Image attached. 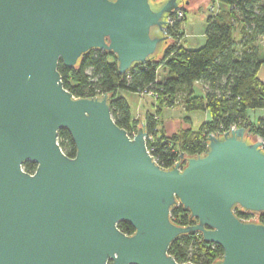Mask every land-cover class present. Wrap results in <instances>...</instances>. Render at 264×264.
<instances>
[{"label": "water", "instance_id": "1", "mask_svg": "<svg viewBox=\"0 0 264 264\" xmlns=\"http://www.w3.org/2000/svg\"><path fill=\"white\" fill-rule=\"evenodd\" d=\"M195 1L0 0V264H195L168 252L189 232L222 247L211 264H264L259 137L243 126L211 133L205 153L161 167L143 126L130 135L115 123L108 93L75 97L57 69L92 49L113 54L120 74L154 61L169 15ZM179 205L194 224L171 220Z\"/></svg>", "mask_w": 264, "mask_h": 264}, {"label": "trees", "instance_id": "2", "mask_svg": "<svg viewBox=\"0 0 264 264\" xmlns=\"http://www.w3.org/2000/svg\"><path fill=\"white\" fill-rule=\"evenodd\" d=\"M218 1L223 7L207 16L205 40L200 47L188 48L180 42L182 33L178 29L183 17L174 26L167 27L171 41L157 59L136 65L124 74L119 73L115 56L99 49L83 54L72 68L59 60L57 69L63 86L75 97L108 93L115 123L130 135L143 126L147 132V148L164 168L179 160L180 152L185 156L205 153L207 136L232 126H243L249 134L259 137L264 149V116L250 117L252 110L264 109V81L258 76L264 63L259 45L264 37V0ZM159 69L164 72L162 77L158 76ZM195 82L202 84L203 94L195 93ZM118 90L156 94V111L147 112L145 123L139 126L128 100ZM178 103L186 112L208 111L209 120L196 130L189 126L167 135L159 127L156 115L163 105ZM57 141L67 156L75 155L76 147L67 129L58 130ZM22 167L33 173L36 164L26 161ZM235 213L243 216L238 209ZM170 218L177 225L195 223L182 205L172 208ZM258 219L264 224V214ZM117 226L125 234L134 232L128 222L121 221ZM168 252L177 262L195 264H211L223 255L220 245L205 242L199 232L177 236Z\"/></svg>", "mask_w": 264, "mask_h": 264}, {"label": "crops", "instance_id": "3", "mask_svg": "<svg viewBox=\"0 0 264 264\" xmlns=\"http://www.w3.org/2000/svg\"><path fill=\"white\" fill-rule=\"evenodd\" d=\"M220 7H223V5L218 1L217 7H214V6L210 7V13H215ZM180 27H181V24L179 25V28ZM187 31L188 30H186V28H183L182 31L178 29V32L182 33V36L180 38L181 43L183 39L192 37V41L194 42V44L200 43V45H203L204 40H205V35H204L205 27L203 30H199L198 34H194V35L190 34ZM262 44L264 45V37L259 41L260 52L261 54H264L263 52L264 46ZM262 65L259 68L258 76L264 81V74L263 76H261L260 74ZM194 90L196 94H203L202 84L200 82H195ZM120 91H122V96H124L128 100L129 105H130V110H131L133 117L143 118L145 113L151 110L152 103H149L148 105H145L144 103V96L149 93L128 92L125 90H118V93ZM163 107L164 108L162 109V112H161L162 115L160 117L159 124H160V127L163 129V131H165L167 135H170L176 132L177 130H179L180 128H184L187 125L191 124L192 118L189 115V112H186L181 104L178 103V104H175L174 106L164 105ZM200 111H202L204 114V121H208L209 116H210L209 112L203 111V110H200ZM250 113L251 115L254 114L255 117L264 116V109H255V110H252ZM184 116L186 118L183 120Z\"/></svg>", "mask_w": 264, "mask_h": 264}, {"label": "rangeland", "instance_id": "4", "mask_svg": "<svg viewBox=\"0 0 264 264\" xmlns=\"http://www.w3.org/2000/svg\"><path fill=\"white\" fill-rule=\"evenodd\" d=\"M217 5H218V0H196L195 3L193 4V6L185 7V12H184L185 19L181 22V27L179 28V30L182 31L183 28H186V30H188L187 32H189L190 34H193V35L198 34V31L203 30L205 27V20H206L207 16L210 14V7L211 6L217 7ZM196 40H198V39H196ZM170 41H171V39H170ZM182 44L188 48H198L201 46L200 43L194 44V42L192 41V37L183 39ZM263 52H264V47H263ZM263 55L264 54H262L261 56H263ZM260 74H261V76H263V74H264V64L261 67V73ZM162 75H164V72L162 69H159L158 76L162 77ZM118 94L122 95V91H120ZM144 103H145V105L152 103L151 110H149V111L150 112L156 111L157 100L152 94L149 93V94H146L144 96ZM163 106L161 107V112H162V109L164 108ZM149 111H147V112H149ZM161 112H160V114L156 115L158 120H160V117L162 115ZM146 113H145L143 118L142 117H134L135 119L138 120L139 125L141 123H145ZM189 115L192 118V122L190 125H187L184 128H188L190 126L192 129L196 130L199 127V125L202 122H204V114L200 110H192L189 112ZM250 117H251V119L255 118L254 114L250 115ZM185 118L186 117L184 116L183 120ZM159 127H160V124H159Z\"/></svg>", "mask_w": 264, "mask_h": 264}, {"label": "built area", "instance_id": "5", "mask_svg": "<svg viewBox=\"0 0 264 264\" xmlns=\"http://www.w3.org/2000/svg\"><path fill=\"white\" fill-rule=\"evenodd\" d=\"M184 12L185 11L183 8H179V9L174 10V12L172 14H170L168 17L167 27H172V26H174L175 22L181 21L184 17ZM150 94H152L156 98V94H154V93H150ZM232 127H234V126H232ZM232 127H230V128H232ZM241 217L244 219H250L254 216L253 215H243Z\"/></svg>", "mask_w": 264, "mask_h": 264}, {"label": "flooded vegetation", "instance_id": "6", "mask_svg": "<svg viewBox=\"0 0 264 264\" xmlns=\"http://www.w3.org/2000/svg\"><path fill=\"white\" fill-rule=\"evenodd\" d=\"M171 37V36H170Z\"/></svg>", "mask_w": 264, "mask_h": 264}]
</instances>
